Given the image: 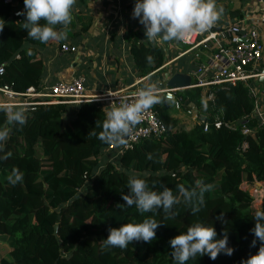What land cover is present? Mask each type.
<instances>
[{"label": "trees", "instance_id": "1", "mask_svg": "<svg viewBox=\"0 0 264 264\" xmlns=\"http://www.w3.org/2000/svg\"><path fill=\"white\" fill-rule=\"evenodd\" d=\"M4 1L0 0V66L8 65L3 83L22 94L30 88L39 90L44 72L39 48L53 40L41 43L29 38L23 28L24 0L16 1L25 12L19 20L12 18L13 6ZM127 40L141 76L164 66L163 51L147 45L145 34L131 31ZM147 56L153 57L152 63ZM213 90L216 112L223 114L226 124L234 125L253 114L255 103L246 85ZM4 108L0 106V128L7 127L9 135L0 142V243L8 244L9 254L0 264H177L169 242L196 222L214 227L216 239L227 231L228 246L235 251L232 256L221 253L216 260L197 255L187 264H241L258 253L260 242L251 246L255 239L251 230L255 213L264 211V203L260 210L254 209L252 198L242 189L244 184L264 181V127L256 120H246V126L253 129L248 137L242 127L211 126L205 132L197 125L187 131L180 129L179 119L168 106L154 104L167 133L143 140L111 163L101 157L109 144L97 138L107 114L98 102L80 104L71 120L68 105L16 108L24 110L23 126L8 123L11 113ZM245 142L248 147L242 150ZM14 168L23 174L16 184L8 180ZM130 177L145 180L149 190L158 193L167 187L175 196H180L178 185L191 191L202 181L212 188L204 193L205 204L193 216L183 197L177 204L183 215L170 216L160 209L141 213L135 205L117 207L126 204L122 194L130 192ZM221 216L223 220H218ZM148 218L161 224L151 243L134 241L123 249L104 245L109 228Z\"/></svg>", "mask_w": 264, "mask_h": 264}, {"label": "clouds", "instance_id": "2", "mask_svg": "<svg viewBox=\"0 0 264 264\" xmlns=\"http://www.w3.org/2000/svg\"><path fill=\"white\" fill-rule=\"evenodd\" d=\"M76 0H24L26 20L23 28L31 39L46 43L50 40H63L67 38V27L72 22V9ZM224 9L217 10L216 0H137L134 7L133 18L139 19V23L146 29L145 36L149 41L168 42L183 41L195 33H202L211 29ZM17 15H25V12H18ZM43 21L44 23H41ZM62 26L57 30L56 26ZM3 29L0 28V31ZM148 63L153 62L152 56H147ZM109 97H118L119 94L112 90L107 92ZM130 101L121 102L116 106L112 101L110 111L102 124V131L97 138L103 143L118 146H127V139L130 137L133 128L140 122L144 111L159 103L157 88L155 85L140 89L133 94ZM206 107V104H205ZM11 114L8 116V123H17L23 126L26 123V116L23 109L13 111L10 107L4 108ZM101 126L97 124V127ZM92 135H97L94 131ZM9 129L0 128V142L7 139ZM2 150V143H0ZM8 153L4 159H7ZM147 158L152 159L148 154ZM12 184L23 180V174L18 168H14L8 177ZM129 194H122L125 205L117 207H135L141 212H154L162 209L164 213L174 216L173 206L180 204L183 197L185 204L191 206L192 214L201 211L205 204L204 193L210 191L212 185H203L202 181L196 182V188L191 191L183 185H178L180 196H175L173 191L167 187L162 192L149 190L145 180L130 177L127 184ZM199 189V191H197ZM223 220V216L217 217ZM255 227L251 230L255 239L252 247L260 242L259 251L243 260L241 264H264V211H257L254 216ZM161 226L155 219L148 218L142 223H127L119 228H109L107 239L103 240L106 247L127 248L129 243L143 241L151 243L156 238V230ZM217 233L214 227H206L196 222L182 233L170 240L173 251L171 255L177 264H187L190 259L199 256H209L216 260L221 253L232 256L235 249L229 247L228 233H223L222 239H216Z\"/></svg>", "mask_w": 264, "mask_h": 264}, {"label": "crops", "instance_id": "3", "mask_svg": "<svg viewBox=\"0 0 264 264\" xmlns=\"http://www.w3.org/2000/svg\"><path fill=\"white\" fill-rule=\"evenodd\" d=\"M236 0H216L217 10L223 8V14L214 24L216 28H222L236 23L246 21L251 26L255 18L256 6L253 0H243L251 3L254 12L247 11L240 19H234L237 10ZM137 0H76L72 9V22L67 27V38L53 40V43L44 48H39L44 62V72L40 82L39 90L48 92L49 88L56 83L70 82L74 78L86 79V89L90 96L107 95L109 90L119 92L134 87L146 88L155 85L157 89L175 88V96L182 100L183 110L177 111L172 104L161 99L163 105L173 109L179 115H172L186 125L189 131L197 126V121L185 112L184 97H187L188 109H195L199 115L217 113L216 108L210 102L204 101L205 89L195 88V72L197 60L192 53H186V48L178 41L159 42L146 40L147 45H155L160 48L165 56V64L159 70L141 76L139 69L134 63L131 53L132 45L128 42L129 33L132 31L145 34L146 29L139 23V19L133 18L135 3ZM242 6V3H240ZM264 41V28H260ZM60 44L74 48L71 53H59ZM181 45L183 48L177 46ZM62 46V47H63ZM264 61V60H263ZM264 63V62H262ZM156 81L158 85L153 82ZM259 90L264 86L257 87ZM196 92L203 104L202 113H198L193 98L198 101ZM0 98H2L0 96ZM31 100V99H30ZM36 101V99H34ZM106 111H110L111 101H96ZM206 104V107H205ZM79 105L69 106L71 120ZM15 111L16 108H11ZM211 109V111H210ZM214 112V113H212Z\"/></svg>", "mask_w": 264, "mask_h": 264}, {"label": "built area", "instance_id": "4", "mask_svg": "<svg viewBox=\"0 0 264 264\" xmlns=\"http://www.w3.org/2000/svg\"><path fill=\"white\" fill-rule=\"evenodd\" d=\"M16 1L5 0L4 3L13 6L12 18L19 20L22 15H17L21 10ZM253 1L256 6V12L253 13L255 21L251 26H248L246 21H237L222 28H216L214 25L208 31L195 33L185 40L179 41V43L186 48V53H192L197 60L196 82L193 87L206 90L204 95L206 103L210 102L216 108L213 89L219 86H235L242 83L249 88L250 96L255 103L253 114L248 118L256 120L259 127H264V91L260 92L252 84L259 77H264V72H259L260 65L264 60V41L260 32V28H264V0ZM62 51L63 53H71L75 49L63 46ZM7 65L0 66V96L4 99L3 102H0V106L7 108L28 109L36 105L77 106L102 100H109L111 103L115 100L116 106L119 107L121 102L130 101L134 98V93L143 89L137 86L131 90H121L117 92L119 98L107 95L90 96L86 89V79L77 77L70 82L60 81L56 83L46 93L30 88L26 93L22 94L15 91L11 85L3 83ZM175 92V88L157 89L160 102L155 105H161V99H164V101L172 104L175 110H183L182 100L175 96ZM36 98L39 100H34ZM186 114L193 117L198 125H202L205 132H208L211 126H214L216 129L222 127L237 129L242 127L241 131L244 137H248L253 133V129L246 126L248 118H242L236 124L229 125L225 123L223 114L215 113L210 118L209 115H198L195 109H188ZM166 133L167 129L153 105L142 113L140 122L133 128L130 137L126 138L127 146L112 144L109 145L106 152L113 154L115 159L119 160L143 140L158 139ZM247 147V142H245L241 149L245 150ZM246 185L254 186V201L259 198L263 205L264 181H255Z\"/></svg>", "mask_w": 264, "mask_h": 264}, {"label": "rangeland", "instance_id": "5", "mask_svg": "<svg viewBox=\"0 0 264 264\" xmlns=\"http://www.w3.org/2000/svg\"><path fill=\"white\" fill-rule=\"evenodd\" d=\"M235 2H237V4H236L237 10L235 12L236 16L234 17V19H240L241 17L244 16V14L247 11L253 10L252 12H254L255 7L252 8V4L250 2L249 3H244L243 0H236ZM240 3H242V6L240 5ZM62 46L63 45L60 44V47L58 48L59 49V53H60V51H62V48H63ZM177 46L180 47V48H183L181 45L177 44ZM259 72L260 73L264 72V63H261L260 68H259ZM254 82H255V85L257 87H260L261 85L264 86V77H259ZM153 83L158 85V83L156 81H154ZM259 91L262 92V88H260ZM183 97H184V102H185L184 112L186 113V109H187L189 104L187 103V97L186 96H183ZM196 97H199L198 101L195 98H193V100H192L193 103L192 104H195V106L197 107L198 113H202L201 111L203 109V104L200 102V96H199L198 92H196ZM168 109H169L170 114L177 115V116L179 115V113L173 111V109H171L170 107H168ZM9 114H10V112H9ZM181 121H183V120H181ZM181 121H180V129L181 130H185V126L186 125H181ZM101 157L103 159V162H105V161H108V162H111V163H116L117 162V159H115V157L111 153H108L106 151H104L103 156H101ZM242 189L245 192H247L250 195V197L252 198V200H253V208L256 209V210H260L262 208V204L259 201V198L256 201H254V198H253V193H254V190H255L254 186L253 185H249L248 186V185L244 184V185H242ZM160 210L163 211L162 209H160ZM209 210L213 211L214 208L209 206ZM172 211L175 213V215H183L182 214V212H183L182 211V207H180L178 205H174ZM189 216H193L192 212L189 213ZM8 254H9L8 244L0 243V260L3 259V258H7Z\"/></svg>", "mask_w": 264, "mask_h": 264}, {"label": "water", "instance_id": "6", "mask_svg": "<svg viewBox=\"0 0 264 264\" xmlns=\"http://www.w3.org/2000/svg\"><path fill=\"white\" fill-rule=\"evenodd\" d=\"M55 229H56V233H57L58 232V227L56 226Z\"/></svg>", "mask_w": 264, "mask_h": 264}]
</instances>
